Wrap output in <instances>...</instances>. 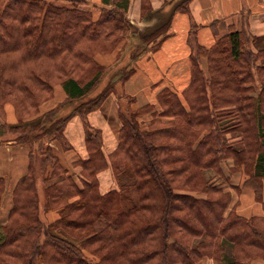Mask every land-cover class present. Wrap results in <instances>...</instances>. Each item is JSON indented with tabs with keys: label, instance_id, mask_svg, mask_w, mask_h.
Wrapping results in <instances>:
<instances>
[{
	"label": "trees",
	"instance_id": "obj_1",
	"mask_svg": "<svg viewBox=\"0 0 264 264\" xmlns=\"http://www.w3.org/2000/svg\"><path fill=\"white\" fill-rule=\"evenodd\" d=\"M68 1L0 0V115L7 103L18 114L0 133L30 147L29 171L16 183L8 219L0 224V264L264 261V215H240L229 189L252 188L264 208V63L246 48L254 38L234 31L210 48L194 45L184 100L166 87L157 96L161 110L151 104L135 109L133 97L117 92L134 67H106L96 55L114 51L132 30L143 44L131 54L135 60L168 36L174 12L188 9L190 0H176L142 34L125 15L129 0L94 5L98 16L80 6L85 0ZM59 83L69 98L35 118ZM112 93L121 102L122 127L109 164L102 132L86 116ZM225 107L234 113L232 124L216 115ZM147 111L152 118L144 125L139 117ZM74 115L86 125L88 157L74 162L81 185L47 144L71 148L65 128ZM228 129L239 139L229 142ZM109 166L118 187L102 193L98 174ZM5 192L0 177V210ZM53 210L60 215L51 221Z\"/></svg>",
	"mask_w": 264,
	"mask_h": 264
},
{
	"label": "crops",
	"instance_id": "obj_2",
	"mask_svg": "<svg viewBox=\"0 0 264 264\" xmlns=\"http://www.w3.org/2000/svg\"><path fill=\"white\" fill-rule=\"evenodd\" d=\"M85 1L87 3L80 6L92 10L95 16H98L99 9L94 5L109 7L113 3V0ZM175 2L176 0H129L125 15L137 30L143 27L152 29L159 23L161 15L169 13L174 8ZM234 31L248 32L254 38L252 40L254 45L256 42L264 44V0H190L188 9H178L174 12L168 36L161 38L157 46L151 47L152 44H155L152 42L144 54L133 61L131 60L134 71L124 82H118L117 88L120 86V92L135 99L133 103L135 109H141L151 104L158 111L161 110L157 96L166 87L184 100L182 93L192 81L193 46L199 44L210 48L221 37ZM131 33L128 31L114 51L98 53L95 57L96 60L109 67L115 64L122 48L127 47L133 41L132 39H136ZM67 98L69 95L63 84H57L54 95L41 105L40 113L52 109ZM120 109L121 102L117 94L112 93L99 108L89 112L86 116L87 123L102 132V150L109 164V156L120 141L122 127ZM151 118V112L147 111L139 117V121L147 125ZM162 119L166 121L169 118L163 117ZM17 121L18 114L15 106L12 103H7L4 107V114L0 115V126L4 122L15 124ZM65 137L71 145L69 149H64L57 140H48L47 144L52 147L60 163L68 170V174L74 176L77 183L81 185V167L74 166V162L88 157L86 125L83 117L74 115L68 121ZM13 138L14 135L11 133L9 135L0 133V177L6 181V192L0 210V224L5 223L8 219L13 206L12 192L16 183L29 171L30 147L15 143ZM98 178L102 193L118 187L110 166L99 172ZM229 189L233 191V204L238 202L236 210L240 215L245 217L264 215L263 204L256 200L252 188H242L238 192L233 187ZM58 211H49L48 219L54 220L60 215V211ZM208 260L205 259V264L208 263ZM209 261L211 263L208 264H212V261Z\"/></svg>",
	"mask_w": 264,
	"mask_h": 264
},
{
	"label": "rangeland",
	"instance_id": "obj_3",
	"mask_svg": "<svg viewBox=\"0 0 264 264\" xmlns=\"http://www.w3.org/2000/svg\"><path fill=\"white\" fill-rule=\"evenodd\" d=\"M54 2H55V4H71L68 0H53ZM136 28V27H135ZM151 28L150 27H143V28H140V29H138L137 30V28H136V30L134 31V32H136V33H138V34H142V33H145V32H147V31H149ZM131 32H132V30H131ZM133 41H131L130 43H129V45H128V43H127V47H123L122 49V51L118 54V60H117V62L115 63V64H112V66H115V65H119V66H123V67H125V66H133V60L131 61V54H133V55H135L136 54V52L134 51L135 50V48H138L136 51H139L140 49H142L143 48V44H142V42H138V41H135V40H137V39H132ZM255 41V40H254ZM257 41V40H256ZM154 43H156V42H154ZM154 45L155 44H152L151 45V47H154ZM247 47H249V49L251 50V51H253L254 53H260V54H258V60H259V62L260 63H264V44H258L257 42H256V45H254V43H253V41L252 42H250V44H248V46L246 45V48ZM263 49V51L262 52H260L259 50H262ZM135 52V53H134ZM111 65H110V67H112ZM106 67H109V66H106ZM104 79V81H102L103 83L104 82H106L107 80L105 79V78H103ZM106 80V81H105ZM102 86H103V84L101 83L100 84V88L99 89H101L102 88ZM118 91L120 92L121 90H119L120 89V86H118ZM43 104V103H42ZM41 104V105H42ZM41 105H40V107H41ZM40 107H39V113L37 114V115H35V118H37V116H40V114H42V113H40ZM229 107H225V108H220V109H218V112L216 113V115L221 119V121H223L224 123H227V124H232V123H234V113L233 112H231L229 109H228ZM217 111V110H216ZM46 112V111H45ZM12 134V133H11ZM5 135H9V133H5ZM236 135H238V132H236L235 130H233V129H228L227 130V136H228V140H229V142L230 141H233L234 139H236L235 137H236ZM206 173H207V176H211V177H214V171H211V170H207L206 171ZM244 197H245V195H244ZM53 211H57V210H53ZM59 212V211H58ZM57 216V215H56ZM55 216V217H56ZM59 216H57L55 219H57ZM54 219V220H55ZM2 233V232H1ZM208 260V259H207ZM208 263H211L209 260H208ZM207 262H206V264H208ZM256 263L257 264H264V262H262L261 260H257L256 261ZM204 264H205V262H204Z\"/></svg>",
	"mask_w": 264,
	"mask_h": 264
}]
</instances>
